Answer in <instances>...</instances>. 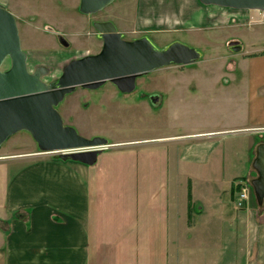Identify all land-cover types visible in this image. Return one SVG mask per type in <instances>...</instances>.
I'll use <instances>...</instances> for the list:
<instances>
[{"label": "crops", "instance_id": "1", "mask_svg": "<svg viewBox=\"0 0 264 264\" xmlns=\"http://www.w3.org/2000/svg\"><path fill=\"white\" fill-rule=\"evenodd\" d=\"M213 7L137 0L132 33L217 34ZM241 45L231 67L168 71L225 79L218 128L111 141L92 165L0 154V264H264V204L238 198L264 142V47Z\"/></svg>", "mask_w": 264, "mask_h": 264}, {"label": "rangeland", "instance_id": "2", "mask_svg": "<svg viewBox=\"0 0 264 264\" xmlns=\"http://www.w3.org/2000/svg\"><path fill=\"white\" fill-rule=\"evenodd\" d=\"M17 17L21 46L28 54V67L33 71L39 65L49 67L44 76L49 82L62 73L70 60L89 53H97L103 45L93 21L109 20L123 33L125 39L141 37L132 33L136 25L137 0H115L94 15L81 13L80 0H0ZM214 8V7H213ZM222 13L223 26L217 34L179 32H149L148 36L162 48L174 41L183 42L202 52L200 60L190 65H169L155 69L137 79L130 93L120 92L107 81L97 89L76 88L57 106L65 124L72 125L79 134L92 138L104 137L111 141L154 135L182 134L218 128L222 121L232 118L230 112L219 108V86L225 79L204 76L174 80L171 69L212 68L233 66L228 38H237L244 51L264 47V16L259 12L247 15L243 9L214 8ZM139 31V30H138ZM61 33L70 43L64 47L57 38ZM67 33V34H66ZM240 55V54H238ZM223 57V58H220ZM241 56H239L240 58ZM234 58V57H233ZM238 58V59H239ZM9 62L3 65L7 69ZM188 79V80H187ZM222 84H221V83ZM220 93V94H219ZM158 94L159 103L149 97ZM215 99V100H214ZM40 154L53 157L55 153L41 152L27 131L12 135L1 147L0 154ZM8 155H0V161ZM35 156H25L32 159ZM0 179L3 178L0 174ZM252 201H256L250 188Z\"/></svg>", "mask_w": 264, "mask_h": 264}, {"label": "water", "instance_id": "3", "mask_svg": "<svg viewBox=\"0 0 264 264\" xmlns=\"http://www.w3.org/2000/svg\"><path fill=\"white\" fill-rule=\"evenodd\" d=\"M115 0H80V11L95 14ZM204 4L233 9L260 10L264 0H200ZM94 27L103 45L95 54L70 60L59 77L46 82L50 73L45 65L30 71L28 54L22 49L16 16L0 2V147L14 134L27 131L41 152L55 153L62 160L88 165L109 145L104 137L88 138L72 125L65 124L57 109L67 94L76 88L97 89L107 81L120 92L135 90L137 78L169 65H190L200 60L202 52L183 42L174 41L158 47L148 36L131 40L111 21H96ZM60 42H69L60 36ZM233 52L242 50L239 41H231ZM9 62L7 69L3 65ZM155 97L154 101H158ZM252 166L257 176L250 181L257 204H264V142L256 147Z\"/></svg>", "mask_w": 264, "mask_h": 264}, {"label": "built area", "instance_id": "4", "mask_svg": "<svg viewBox=\"0 0 264 264\" xmlns=\"http://www.w3.org/2000/svg\"><path fill=\"white\" fill-rule=\"evenodd\" d=\"M238 187H239L238 198H239V204L241 205L243 201L248 199L251 185L250 182H248L247 180H240L238 183Z\"/></svg>", "mask_w": 264, "mask_h": 264}, {"label": "flooded vegetation", "instance_id": "5", "mask_svg": "<svg viewBox=\"0 0 264 264\" xmlns=\"http://www.w3.org/2000/svg\"><path fill=\"white\" fill-rule=\"evenodd\" d=\"M79 7H80V4H79ZM79 7H78V8H79ZM79 10H80V8H79ZM81 13H82V12H81ZM83 14H85V13H83ZM14 15H15V14H14ZM85 15H86V16H88V15L91 16V15H94V14H85ZM16 19H17V17H16ZM101 21H108V20H101ZM95 22H96V21H93V22H92L93 25H94ZM17 23H18V21H17ZM19 33H20V32H19ZM66 34H67V33H66ZM60 36L64 37L65 35H62L61 33H59V34L57 35V38L59 39ZM64 38L66 39V37H64ZM66 40H67V39H66ZM59 42H60V39H59ZM60 43H61V42H60ZM61 44H62V43H61ZM69 45H70V43H69ZM64 47H65V46H64ZM99 51H100V50H99ZM90 54H91V53H89V54H87V55H90ZM94 54H95V53H94ZM50 70H51V69H50ZM142 76H143V75H142ZM140 77H141V76H140ZM138 78H139V77H138ZM138 78H137V79H138ZM116 88H117V87H116ZM155 97H158V96H157V95H152V96L149 97V99H150L153 103L156 104V103H158L159 100L155 102V101H154V98H155Z\"/></svg>", "mask_w": 264, "mask_h": 264}]
</instances>
